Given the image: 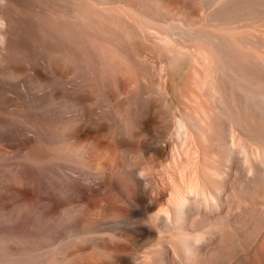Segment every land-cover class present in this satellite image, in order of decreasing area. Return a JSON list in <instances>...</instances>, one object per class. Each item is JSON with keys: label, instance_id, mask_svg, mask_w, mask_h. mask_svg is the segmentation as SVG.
<instances>
[{"label": "bare ground", "instance_id": "1", "mask_svg": "<svg viewBox=\"0 0 264 264\" xmlns=\"http://www.w3.org/2000/svg\"><path fill=\"white\" fill-rule=\"evenodd\" d=\"M0 264H264V0H0Z\"/></svg>", "mask_w": 264, "mask_h": 264}]
</instances>
